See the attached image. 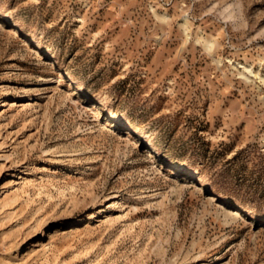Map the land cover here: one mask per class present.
Here are the masks:
<instances>
[{
    "label": "rangeland",
    "instance_id": "374dc122",
    "mask_svg": "<svg viewBox=\"0 0 264 264\" xmlns=\"http://www.w3.org/2000/svg\"><path fill=\"white\" fill-rule=\"evenodd\" d=\"M0 264H264V0H0Z\"/></svg>",
    "mask_w": 264,
    "mask_h": 264
}]
</instances>
